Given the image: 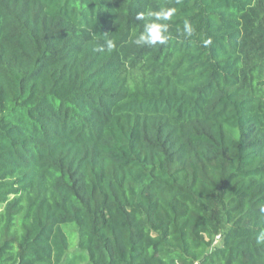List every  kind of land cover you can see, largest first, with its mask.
Returning a JSON list of instances; mask_svg holds the SVG:
<instances>
[{"label": "trees", "instance_id": "trees-1", "mask_svg": "<svg viewBox=\"0 0 264 264\" xmlns=\"http://www.w3.org/2000/svg\"><path fill=\"white\" fill-rule=\"evenodd\" d=\"M262 236L264 0H0V264H264Z\"/></svg>", "mask_w": 264, "mask_h": 264}, {"label": "clouds", "instance_id": "clouds-1", "mask_svg": "<svg viewBox=\"0 0 264 264\" xmlns=\"http://www.w3.org/2000/svg\"><path fill=\"white\" fill-rule=\"evenodd\" d=\"M177 14L175 7H160L157 10L149 9L137 13L136 19L144 21L143 30L135 39V44L138 46H155L157 44L164 45L170 39L169 29L171 27L170 21L173 20ZM183 31L187 36H191L194 32L193 25L190 20H185L183 23ZM116 47L112 40L106 41V48L108 51ZM98 51H104L105 48L101 46ZM264 239V236L261 237Z\"/></svg>", "mask_w": 264, "mask_h": 264}]
</instances>
